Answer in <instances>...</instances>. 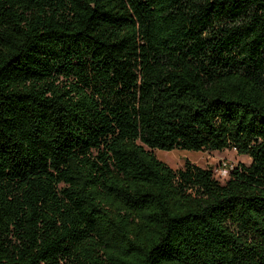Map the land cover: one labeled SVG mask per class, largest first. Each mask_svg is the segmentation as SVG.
<instances>
[{"label":"trees","instance_id":"16d2710c","mask_svg":"<svg viewBox=\"0 0 264 264\" xmlns=\"http://www.w3.org/2000/svg\"><path fill=\"white\" fill-rule=\"evenodd\" d=\"M0 264H264V0H0Z\"/></svg>","mask_w":264,"mask_h":264},{"label":"rangeland","instance_id":"374dc122","mask_svg":"<svg viewBox=\"0 0 264 264\" xmlns=\"http://www.w3.org/2000/svg\"><path fill=\"white\" fill-rule=\"evenodd\" d=\"M157 157L168 163L174 169L184 167L187 161L199 166L213 170L215 177L224 183L230 176V167L244 164H250L251 157L241 155L236 150L226 149L223 151H193V150H154ZM226 163L227 167L224 166Z\"/></svg>","mask_w":264,"mask_h":264},{"label":"built area","instance_id":"2783aa9c","mask_svg":"<svg viewBox=\"0 0 264 264\" xmlns=\"http://www.w3.org/2000/svg\"><path fill=\"white\" fill-rule=\"evenodd\" d=\"M225 167H227L226 163L224 164ZM233 168V166L230 167V170Z\"/></svg>","mask_w":264,"mask_h":264}]
</instances>
